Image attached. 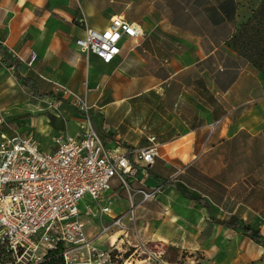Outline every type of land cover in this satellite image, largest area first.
Masks as SVG:
<instances>
[{"label":"rangeland","instance_id":"1","mask_svg":"<svg viewBox=\"0 0 264 264\" xmlns=\"http://www.w3.org/2000/svg\"><path fill=\"white\" fill-rule=\"evenodd\" d=\"M44 1L0 0V39L5 38L11 28L15 34L21 33L20 42L23 44L14 48L20 56L25 58L31 50L38 52L40 50L41 55L35 64L40 76L21 64L20 72L36 80L39 89L43 92L51 91V87L42 77L60 80L76 92L83 90L84 59L87 55L73 45L82 26L79 24V18L84 16L88 23L90 21L107 23L109 17L121 14L124 18L136 20L143 26L141 46L134 48L132 52H138L142 58L150 57L148 71H140L139 67H136L137 71L126 73L122 61L103 64L92 59L93 72L89 78L92 82L97 81L100 86L97 91H92L88 95L89 104L94 105L89 108V117L92 125H94L93 118L95 119L96 128L100 132L103 130L100 126L103 125L102 121L108 123L118 113L110 115L112 117L108 116L105 112L107 106L121 107L127 104L123 101L128 99L123 100L124 97L121 96L122 84L128 80L139 79L145 84L157 82L160 88L158 86L157 91L148 92L138 104L133 130L154 134L150 126L157 125L163 118L170 116V91L175 89V87L171 88L169 80L165 78L169 73L166 56L173 50L179 49L204 48L205 51L210 49L208 41L198 32L177 28L171 24L170 13L172 10H180V7L183 10L188 9L185 13H189L194 18L190 21H198L196 18H200L198 12L201 8V0L194 1L190 6L178 3V7L170 0H48L45 4ZM236 1L237 23L250 15V11L256 9L261 2V0ZM36 4L40 7H36ZM210 23L209 21L208 24ZM211 29H214L213 26L210 27ZM40 38L48 40L49 45L42 43ZM25 41H32V44L27 42L29 44L24 46ZM22 47L24 48L21 51ZM9 54L12 56L14 53L10 51ZM127 57L129 58V55ZM59 59L64 63L63 68L58 67ZM237 59L240 64L247 62L244 57ZM211 62L212 60H206L196 64L191 68L188 79L194 83L195 81L198 84L202 83V79H199L200 72L203 69H210ZM73 70H79L80 73L76 75L72 73ZM197 76L199 78H196ZM178 89L177 87L176 90ZM58 97L60 99H36L20 81L16 80L14 68L3 66L0 62V118L12 126H18L24 118L34 117L35 126L31 130L32 133L29 131L27 134L32 135L42 150L50 147V139L56 129L65 130L62 126L64 123L62 115L79 119L82 129L86 130L84 125L86 116L79 113L71 101L59 95ZM113 103L116 105H111ZM187 105L180 103L178 111L181 116H188L194 111L191 103ZM129 109L130 107H126L125 113L122 112L119 116L128 113ZM208 136V133L202 136L203 144L199 150L183 149L182 144L179 146L180 151L179 147H172L171 152L166 153L167 159L162 161L168 164L163 169V173L192 196L203 194L213 210L222 218H226L231 212L240 211V215L244 218L248 214L251 216L254 227L264 230L262 229L264 228V132L258 136L244 132L213 144L207 141ZM193 154L196 155L192 157ZM151 169L157 170L156 166ZM147 175L149 176L148 171ZM139 176L138 170L132 179L135 180ZM126 179L129 182L132 180L128 177ZM157 183L162 182L151 181V184L145 185L136 181L129 191L134 202L139 204L138 211H149L145 218L150 222L148 226L150 234H163L169 238L164 257L167 263L218 264L211 260L209 255L215 252L231 253L230 242L235 233L230 234L222 228L212 227L206 220L205 214L198 215L196 211L199 209L198 206L187 199L183 192L167 188L158 198L141 202V195L136 189L149 190ZM113 187L112 191L116 192V195L111 199V207L116 213L125 208L127 203L125 200L128 201L129 193L122 184L118 185L115 182ZM88 201L89 198L85 197L77 206L82 212L81 219L86 224V233L93 238L100 226L106 224L109 219L107 217L100 219L99 211H96L92 205H89L88 213L84 212ZM203 220L206 222H201ZM236 234L240 232L237 231ZM119 236L114 228L100 238L98 245L109 247V243L114 242L116 246ZM130 239L134 243V239L132 237ZM152 244L153 242L148 246L152 247ZM239 246L252 251L256 249L250 241L243 239L239 240ZM127 249L131 250L129 247ZM145 258L146 255L141 254L137 259ZM229 262V260L225 261V264ZM145 263L138 260L136 262V264ZM249 264H264V253L251 260Z\"/></svg>","mask_w":264,"mask_h":264},{"label":"built area","instance_id":"2","mask_svg":"<svg viewBox=\"0 0 264 264\" xmlns=\"http://www.w3.org/2000/svg\"><path fill=\"white\" fill-rule=\"evenodd\" d=\"M79 24L84 36L75 40L76 47L103 63H110L121 53V41L143 36L137 23L121 15L112 17L100 31L90 28L84 16L79 18ZM35 60L36 54L31 51L25 66L31 69ZM44 79L51 84L53 94L71 101L86 116V130L71 137L56 134L52 138L54 147L49 150H42L31 135H0V264H37L58 246L63 249L64 264H136L137 260L170 264L164 259L161 243L149 247L139 238L138 203L134 202L129 191L131 183L126 179L135 177L138 170L147 176V168L159 154L155 137L149 136L146 146L134 149L123 150L119 142L107 146L91 124L86 95ZM216 123H212L211 130ZM115 182L129 193L127 209L117 215L111 207L115 193L106 194ZM138 182L142 183L141 179ZM136 191L141 202L163 192L158 183L149 190ZM85 197L89 201L84 212L88 213L92 205L99 211L100 219H109L93 238L87 235L77 206ZM114 228L120 235L118 245L110 242L109 247H100L95 243ZM141 254L146 255L144 260L137 259Z\"/></svg>","mask_w":264,"mask_h":264},{"label":"crops","instance_id":"3","mask_svg":"<svg viewBox=\"0 0 264 264\" xmlns=\"http://www.w3.org/2000/svg\"><path fill=\"white\" fill-rule=\"evenodd\" d=\"M47 1L48 0H45L44 4L47 3ZM35 6L40 7L39 4H36ZM121 16L124 17L123 15ZM112 17L114 16L109 17L110 19L107 23H103L102 21H90L89 23L87 22V25L92 29L100 31L109 24ZM127 20L130 22L132 21L137 23L140 26L144 35L143 26L138 21L133 19ZM171 24L174 25L172 19ZM174 26L177 28L179 27L181 29H184L180 26ZM20 35L21 33H13L10 28L9 34L5 38L0 39V45H2L6 49L8 54L10 51L14 53L12 56L10 54L9 55L11 58L17 59L19 68L20 64L25 66L24 62L29 58L31 51L35 52L36 60L32 65V68L29 70L40 76V74L35 68V64L41 55L40 50L39 52L31 50L29 54L25 58H23V56H20V54L14 49L20 44H23L22 42H20ZM199 35L208 41L210 45L209 50L205 51L204 48L179 49L177 51L173 50L170 55L166 56L169 73L166 75L165 78L169 80L171 88L175 87V89H171L170 91V116L163 118V120L158 122L157 125L150 126V128H152L150 130H152L154 134H148L143 131H135V129L133 130V125L136 117L135 114L137 113L136 110H138V104L141 103L143 97H145L148 92L153 90L157 91L156 88L158 86L160 88V84H158L157 82L145 84L139 79H132L126 81V83L122 84L120 91L122 93L121 96L124 97L123 100L128 99L127 101H123V103L127 102V104H123L121 107L120 105L112 107L107 106L108 108L105 109V112L108 113V116H113L114 113L118 112L117 116L109 120L108 123H104V121H102L101 124L103 125L100 126L103 128V130H101V132L98 130L103 143L107 146H114L115 142H119L123 150L143 147L148 144L147 138L151 135L155 137L157 143L159 144L158 157H156L155 162L149 168H147L149 176H145L140 173V176L137 179H132L130 181L132 186L135 184L136 181H138V179H141V182L145 185L151 184V181L156 182L157 180H161V182H163L167 178L166 175L163 173V169L166 168L168 164L167 162L162 163V161H165L167 159L166 153L171 152L172 147L176 148L181 146V144L183 145V149L189 148L191 150H199L201 149V146L203 144L202 136L206 135V133L209 134L207 141L213 144L221 142L222 139L227 140L229 137L238 136L239 134L244 132L250 134L251 136H258L261 132H264V77H262V74L257 71L249 62L244 61L242 64H240L235 53L232 52L228 47H222V44L214 45L211 40L207 39L201 34ZM83 36V27L81 26L79 34L78 36H76L75 40ZM142 37L143 36L137 39H125L121 41V53L117 55L116 58H114V60L110 63L101 62L93 54L87 55L84 59L85 77L82 81L83 90L82 92H76L74 90L73 91L80 96L86 95L88 105L91 107L94 106L93 104H89L88 95L92 91H97L100 85L97 83V81L92 82L89 78L91 73L93 72L92 59H94L98 63L103 64H112L113 62H116V60L122 61L123 65L125 66L126 73L137 71L136 67H139L140 71H148V65H150V57L142 58L138 55V52H132L134 48L141 46ZM39 40L42 43L44 42L45 44L47 43V45H49L48 40H44V38H40ZM75 40L73 42V45L77 50H79L75 45ZM27 42L30 41H25L24 46L26 44H29ZM30 43L32 44V41ZM126 46H129V48H126ZM23 48L24 47L20 48V50L22 51ZM128 55L129 58L127 57ZM206 60H212V66L210 69H203V71L200 72V78L199 76L196 77L202 79V83L198 84L196 81L194 83V81L188 79V74L191 71V68L195 67L196 64ZM228 62H230V65L228 64ZM63 65L64 63L59 59L58 67L63 68ZM72 73H76V75H78L80 71L73 70ZM31 79L34 80L33 78ZM47 79H51L52 81L61 83L68 87V85L61 82L60 80L54 78ZM34 81L37 82L36 80ZM37 84L39 86L38 82ZM177 87L179 88L178 90H176ZM68 88L71 89L70 86ZM180 103H185L186 105L191 103L193 105L194 111L191 112L190 115L188 114V116H181L178 111ZM111 105L116 104L113 103ZM126 107H130L128 113L123 114V116H119L120 113L126 110ZM62 116V120L64 122L62 126L65 130H55V133L50 139V147H48L46 150L52 149L54 147L52 138L56 134L62 133L63 136L69 135L71 137L77 136L80 133L84 132V129H82L83 126H81L79 119H72L68 116L66 117L65 115ZM0 120H2V124L0 125V135H13L15 133H18L20 135H31L27 134V132L30 131L32 133L31 130L36 123V119L31 116L24 118L18 126H12L2 118H0ZM93 120L94 127L96 128L95 119L93 118ZM215 121H217V123L211 130V125ZM165 146L167 147L166 149ZM180 150L181 149L179 147V151ZM195 155L196 154H193L192 157H194ZM153 166H156V171L151 169L153 168ZM113 188L114 187L112 185L111 190H109L106 194L111 195L115 193L116 195V192L112 191ZM177 191L180 193L183 192L179 190ZM185 196L191 201L187 194ZM198 197H203L207 201L203 194H198L196 198ZM126 202L127 201L125 200V203ZM127 205L128 202L126 203L124 209H121L119 212L116 213L113 211L114 214H120V212L127 209ZM208 205L210 206V213L214 218L216 217L225 220L228 219L231 215H235L239 219L243 220L245 224L249 223L253 225L250 219L251 216H249V214L246 218H244V216L240 215V211H234L231 212L230 215L226 218H222V216H220L215 210H213V207L209 203ZM197 206L199 208L196 210L198 215L202 216L203 214H205L206 220H208L206 210L200 205ZM138 207L139 204L136 207V222L139 238H141L144 242L148 244L152 242L161 243L166 252V246L168 244L169 238L165 237L163 234H150V232L148 231V226L150 225V222L145 218L147 217L149 211H138ZM140 213L143 214L141 215ZM206 220H203L201 222L204 223L206 222ZM208 221L214 228L219 227L226 230V232L230 234L235 233L232 242H230L232 243L231 253L226 254L215 252V254L213 255L208 254L209 256H211V260H213L214 262H217L218 264H225V261L228 262L229 260V264H249L251 260L256 259L262 253H264V250H262L261 247L254 244L250 239L244 237V235H242L239 230H230L221 224L212 223L210 220ZM237 231H239L240 234H236ZM259 231L261 232V234H264V230L259 229ZM145 236H147V238ZM240 239H243V241H250L256 249H253L252 251L248 248L245 249L244 247L239 246ZM95 243L99 244V240H95ZM179 245L180 243L178 244V246Z\"/></svg>","mask_w":264,"mask_h":264},{"label":"trees","instance_id":"4","mask_svg":"<svg viewBox=\"0 0 264 264\" xmlns=\"http://www.w3.org/2000/svg\"><path fill=\"white\" fill-rule=\"evenodd\" d=\"M177 4L190 6L197 0H170ZM236 0H201V8L198 12L200 18L198 21H190L194 19L188 12V9L172 10L171 19L174 25L188 29L192 32H198L202 36L211 40L214 45H224L235 53L236 57H244L251 63L254 68L259 69L262 77H264V0H261L256 9L250 11V15L237 23ZM211 22L210 25L208 22ZM193 22V23H190ZM213 26L214 29L210 30ZM0 62L3 66L13 67L16 80L28 89L32 95L39 100L44 99H60L51 91L42 92L39 90L37 82L30 77L20 73L17 59L11 58L6 49L0 45ZM162 190L167 188H175L183 191L189 196L192 202L200 205L206 210L207 219L212 223H218L228 229L239 230L244 237L250 239L254 244L264 250V234H261L258 228L249 223H244L235 215H231L228 219L214 218L210 213V206L203 197H194L183 188H179L174 180L167 177L162 183ZM62 247L58 246L54 250L48 251L44 259L37 264H64L62 257Z\"/></svg>","mask_w":264,"mask_h":264}]
</instances>
